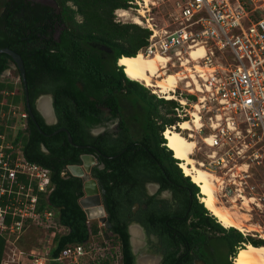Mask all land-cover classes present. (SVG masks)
Segmentation results:
<instances>
[{"label": "trees", "instance_id": "1", "mask_svg": "<svg viewBox=\"0 0 264 264\" xmlns=\"http://www.w3.org/2000/svg\"><path fill=\"white\" fill-rule=\"evenodd\" d=\"M54 1L59 8L55 16L64 24L61 34L64 43H59L57 50L45 48L43 35L36 34V30L44 29L37 24L38 15L44 13L43 6L24 0H0V48H9L21 57L33 114V118L28 116L27 128L23 133H18L17 140L21 142L26 159L50 170L53 189L46 201L57 209L58 222L67 228L64 234L56 236L52 256L57 255L67 244L88 242L91 236H96L100 229L106 228H100L95 220L88 221L79 204L83 195L82 179L70 173L61 175L66 166L80 163L81 153L91 151L77 146L87 141L76 130L97 122L100 112L96 102L113 111L117 110V106L126 109L128 104L137 116L134 118L137 122L135 127L138 128L136 131L127 125L133 136L132 144L122 152L116 148L104 149L111 157L101 158L103 167H95L92 171L103 190V204L107 221L111 224V235H108L106 242L119 246L122 264H134L127 232V215L132 203L141 199L142 177L159 182L161 189H170L178 197L183 216L176 233L180 234L181 242L189 243L180 252L189 261L186 264H192L189 255L193 247L205 240L206 235L202 232H211L213 236L219 234L227 247L226 264H235L228 258L235 257L238 248L244 243L263 245L261 239L244 236L232 227L225 229L216 221L217 218L199 202V187L183 173L178 167L179 161L172 156L173 152L163 145L166 142L161 135L164 127L182 121L173 115L176 102L156 98L139 82L129 79L123 68L116 64L122 56H135L146 45L150 33L136 23L114 21V10L127 9L129 0ZM47 12L51 13V10ZM51 40L55 42V39ZM94 44L103 45L108 51L98 52ZM66 52L69 57L67 62L64 58ZM10 62L12 59L8 54L0 53V73L8 68ZM14 73L17 75L18 70ZM41 73L50 75L52 82L36 89L34 80ZM20 86V94H16L12 101H21L26 110ZM12 88L8 80L0 81V90ZM33 91L35 94H53L55 111L59 116L57 124L47 125L43 122L32 105ZM160 104L164 106V112L160 111ZM59 127L69 132L72 143L67 140L66 132L53 133ZM42 145L45 150L41 148ZM150 200V206L154 207L150 214L158 219L161 207L153 197ZM188 218L191 225L186 223ZM171 230H161V237L169 242L167 245H176L175 241L172 243L176 235ZM177 245L174 251L167 253L169 259L166 264H184L176 258ZM3 250L4 239L0 235V261ZM101 264L109 263L103 261Z\"/></svg>", "mask_w": 264, "mask_h": 264}, {"label": "built area", "instance_id": "2", "mask_svg": "<svg viewBox=\"0 0 264 264\" xmlns=\"http://www.w3.org/2000/svg\"><path fill=\"white\" fill-rule=\"evenodd\" d=\"M160 2L168 9L161 24L152 15ZM128 3L127 9L114 10V21L123 23L120 13L134 9L144 21L139 26L150 31L138 52L161 53L167 59L165 71H182L190 52L201 49L190 64L196 62L204 69L196 73L199 90L190 92L186 82H180L171 91L173 98L164 99L176 101L173 115L179 120H191L189 110L198 107L193 155L202 153L195 160L213 175L219 200L243 204L248 199L250 210L264 211V171L256 176V169L264 166V0H150L144 16L132 0ZM9 75L7 69L0 78ZM15 79L8 80L11 90H0V235L4 239L0 264H122L119 246L106 242L111 233L105 238L106 226L97 219L105 229L86 243L65 245L52 256L56 236L67 228L46 201L53 189L50 170L26 159L17 140L27 128L28 113L21 101H12L19 93L20 80ZM67 173L66 166L61 175ZM31 230L39 238L21 247Z\"/></svg>", "mask_w": 264, "mask_h": 264}, {"label": "flooded vegetation", "instance_id": "3", "mask_svg": "<svg viewBox=\"0 0 264 264\" xmlns=\"http://www.w3.org/2000/svg\"><path fill=\"white\" fill-rule=\"evenodd\" d=\"M25 2H31L32 4L38 3L40 6H43L44 13L38 15L39 20L37 21L38 25L44 29L36 30V34L43 35L45 39L42 41L44 47L47 49L57 50L59 43H64L61 41V34L63 30V23L55 16L59 13V8L54 0H24ZM48 9L51 10V13H48ZM40 10V9H37ZM43 38H40L43 39ZM55 39V42L51 40ZM36 42H39L36 41ZM56 47V48H55ZM94 47L98 52L103 50L108 51L103 45H95ZM62 57V55H59ZM65 56V55H64ZM66 62L69 60V57L66 52L64 57ZM118 64V61L116 62ZM15 67V68H14ZM11 72L18 70L15 63L10 62L8 68ZM5 69V70H7ZM5 70L0 73H5ZM19 85L20 90L23 89L22 81L18 71ZM51 76L48 74L41 73L36 76L35 88L47 86L52 81L50 80ZM82 89L81 86H79ZM20 94V92H19ZM24 94V90H23ZM32 105L36 112L42 117V120L47 125H55L59 122V116L57 115L54 107L53 94L51 92H38L37 94L33 93ZM49 99L50 106V118L46 117L45 114L39 107V101L43 98ZM27 93V99H28ZM91 101H94L93 97H90ZM25 101V94H24ZM29 103V101H28ZM30 106V105H29ZM96 106L99 109L100 116L97 122L92 126L83 128H77L76 132L78 135L83 138L87 143L80 144V148L90 149V152H84L82 154H89L94 156L95 164L92 166L91 176L95 178L92 174V171L95 167L102 168L103 162L101 158L111 157V154L105 153L104 149L116 148L121 150V152L131 145L133 136L130 135L129 127L133 129L135 126L134 118H137L135 115V110L130 106L126 109H120V106H117V110L114 111L111 108H108L102 104L96 102ZM126 106V103H125ZM126 125V126H125ZM128 125V126H127ZM58 129H65L64 127H59ZM57 130L63 131V130ZM55 130V131H56ZM64 132V131H63ZM56 133V132H55ZM67 137V136H66ZM43 145L41 146V148ZM45 148V147H44ZM79 155V157H80ZM114 156V155H113ZM80 159V158H79ZM96 179V178H95ZM141 192H140V201L133 202L130 206V213L127 215L128 225L127 232L129 235V245L132 254L134 255V264H166L169 255V251H174V247L177 245V254L178 262L186 264L187 261L184 256L180 254L187 246L188 242H181L180 234L176 233L177 226L181 225L182 211L179 206L178 197L170 189H161L160 183L153 180L142 177ZM97 180V179H96ZM98 183V181H97ZM99 187V184H98ZM101 198L103 190L99 187ZM129 197L128 195H126ZM153 197L155 201H158V206L161 207V216L157 218L152 217L153 206H150L151 200ZM103 200V199H102ZM161 220V221H159ZM188 225H191V222L188 218L186 221ZM173 225V226H172ZM167 228L169 231H173L176 235V238L172 240V243L175 241L176 245H167V240L161 237V230ZM135 231V232H134ZM206 235L204 241L196 244L193 247L192 252H190V258L192 264H208L212 263L213 256V244L216 240L220 239L219 234L213 236L211 232H202ZM169 243V242H168ZM176 248V247H175ZM180 254V255H179ZM149 258V259H148ZM212 258V259H211ZM151 259V261H150Z\"/></svg>", "mask_w": 264, "mask_h": 264}, {"label": "bare ground", "instance_id": "4", "mask_svg": "<svg viewBox=\"0 0 264 264\" xmlns=\"http://www.w3.org/2000/svg\"><path fill=\"white\" fill-rule=\"evenodd\" d=\"M142 5L139 9V15L144 16L145 7L150 0H136ZM125 19H130L132 22L143 25L144 21L140 17L132 15L124 11L120 13ZM201 49L192 50L188 60L184 63L182 71H165V62L167 59L161 53H154L151 55H143L138 52L135 56H122L118 60V65L122 66L127 77L131 80L140 82L146 87L152 89L153 93L163 96L165 99H172V92L175 87L183 82L189 91L199 90L197 81V72L204 71L203 67L194 62L191 67V61L198 57ZM197 88H193L194 85ZM39 107L46 117L50 118L49 99L43 97L39 101ZM193 107L189 110L190 119L179 121L176 127H167L163 132L166 146L173 152V157L178 159L179 167L186 176L199 187V200L212 213L213 216L226 228H236L241 232H253L257 229L250 223V210L248 204L250 200L245 199L243 208L236 203L231 206H225L219 200L215 193L216 184L214 183L213 175L204 167H201L193 157L194 148L196 145L195 136L193 132L199 127V117L196 109ZM188 130V134L183 135L184 131ZM252 200V199H251ZM242 209V210H241ZM135 232V231H134ZM253 234V233H252ZM260 237L264 238V234L260 233ZM235 264H264V244L255 246L251 243H244L240 247L233 259Z\"/></svg>", "mask_w": 264, "mask_h": 264}, {"label": "water", "instance_id": "5", "mask_svg": "<svg viewBox=\"0 0 264 264\" xmlns=\"http://www.w3.org/2000/svg\"><path fill=\"white\" fill-rule=\"evenodd\" d=\"M0 53L8 54L13 62L15 63L20 78L23 85V90L25 94V107L30 118H33V114L27 99V84L25 78V71L23 67V62L21 57L9 48H0ZM118 65V64H117ZM119 66V65H118ZM121 67V66H120ZM66 132L67 140L72 143L71 136L66 129H58ZM57 132L54 131L53 133ZM81 147L80 145H77ZM45 150L44 146L42 147ZM80 163L68 165L67 168L72 176H76L82 179V191L83 195L79 199V204L83 208L87 219L89 220H99L106 226V232L104 237L107 238V233L110 231L111 224L107 221V213L104 208L103 200L101 198V193L98 187L97 180L91 176L92 166L95 164V158L89 154L80 155Z\"/></svg>", "mask_w": 264, "mask_h": 264}, {"label": "rangeland", "instance_id": "6", "mask_svg": "<svg viewBox=\"0 0 264 264\" xmlns=\"http://www.w3.org/2000/svg\"><path fill=\"white\" fill-rule=\"evenodd\" d=\"M132 1L135 3L136 8H139V9L142 8V5L136 4L135 0H132ZM129 13H131L132 15L137 16V12L134 11V9L129 11ZM167 14H168V9H167V7L161 6V2H160V4L158 6H155L152 9V15L154 16L155 21L158 22L159 24H161V20L162 19L167 18ZM123 23H134V22H132L130 19L123 18ZM137 25H139V24H137ZM176 70H179V69H176ZM169 72H172V71H169ZM16 76L17 75L12 71L11 75H9L7 77L0 78V80L7 79V80L15 81L16 80L15 79ZM139 84L144 86L146 89H148V92L150 94L154 95L156 98L163 97L161 95L159 96L158 94L153 93L152 89L149 88V87H146L144 84H142L140 82H139ZM16 87H17V91L19 92V85H16ZM163 99H164V97H163ZM173 101H175V100H173ZM159 109H160L161 112L165 111L164 106L161 107V104L159 106ZM190 110H192V109H190ZM133 128H135V129H133L134 131H136V129H138L135 126H133ZM134 134H136V133H134ZM187 134H188V131H184L183 132V135L187 136ZM202 156H203L202 153H198V152L196 153V155H193V157L196 158V159H201ZM178 167H179V165H178ZM262 171H264V166H260V167H258L256 169L257 178L260 177V175L262 174ZM198 192H199V190H198ZM220 201L225 206H231L233 203H236L239 207L241 206V208H243L242 207L243 204H241L239 201H237V202L230 201V200H228V201L224 200L223 201L221 199H220ZM209 213H211V212H209ZM247 213L250 214V223H252L259 230H253V232H249V233L248 232L247 233L246 232H241L238 229L237 230L244 236H248L249 235V236L253 237L254 239H261L264 242V238L260 237V233L264 234V211H258L257 209L252 208ZM216 221H218V220H216ZM95 222H97V220H95ZM224 228L225 229H229V228H226V227H224ZM234 229H236V228H234ZM215 235H217V234H215ZM39 236H40V234L37 231H35V230L28 231V233H26L23 236L21 247L30 246L33 243H36V240L39 238ZM98 239H101V238H98ZM212 250H213V256H212L213 259L211 258L212 259V264H226V262H227V247H226V244L223 242V240H221V239L216 240L214 242V244H213ZM230 258H231V260H233L235 257H229L228 259H230Z\"/></svg>", "mask_w": 264, "mask_h": 264}, {"label": "crops", "instance_id": "7", "mask_svg": "<svg viewBox=\"0 0 264 264\" xmlns=\"http://www.w3.org/2000/svg\"><path fill=\"white\" fill-rule=\"evenodd\" d=\"M239 249V248H238ZM149 259V258H148ZM150 261H151V259H150Z\"/></svg>", "mask_w": 264, "mask_h": 264}, {"label": "clouds", "instance_id": "8", "mask_svg": "<svg viewBox=\"0 0 264 264\" xmlns=\"http://www.w3.org/2000/svg\"><path fill=\"white\" fill-rule=\"evenodd\" d=\"M138 53V52H137ZM122 67V66H121Z\"/></svg>", "mask_w": 264, "mask_h": 264}]
</instances>
